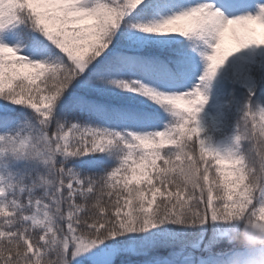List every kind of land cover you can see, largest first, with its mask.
Segmentation results:
<instances>
[{"label":"snow or ice","instance_id":"snow-or-ice-1","mask_svg":"<svg viewBox=\"0 0 264 264\" xmlns=\"http://www.w3.org/2000/svg\"><path fill=\"white\" fill-rule=\"evenodd\" d=\"M0 264H264V0H0Z\"/></svg>","mask_w":264,"mask_h":264}]
</instances>
